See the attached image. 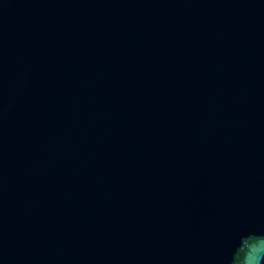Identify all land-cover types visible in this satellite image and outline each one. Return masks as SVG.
I'll return each instance as SVG.
<instances>
[{
    "label": "water",
    "instance_id": "1",
    "mask_svg": "<svg viewBox=\"0 0 264 264\" xmlns=\"http://www.w3.org/2000/svg\"><path fill=\"white\" fill-rule=\"evenodd\" d=\"M0 264H264V0H0Z\"/></svg>",
    "mask_w": 264,
    "mask_h": 264
},
{
    "label": "clouds",
    "instance_id": "2",
    "mask_svg": "<svg viewBox=\"0 0 264 264\" xmlns=\"http://www.w3.org/2000/svg\"><path fill=\"white\" fill-rule=\"evenodd\" d=\"M254 258H255V255L248 257V259H250V260H253Z\"/></svg>",
    "mask_w": 264,
    "mask_h": 264
}]
</instances>
